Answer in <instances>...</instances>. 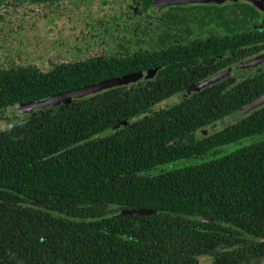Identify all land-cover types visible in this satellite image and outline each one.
I'll list each match as a JSON object with an SVG mask.
<instances>
[{
    "label": "trees",
    "instance_id": "1",
    "mask_svg": "<svg viewBox=\"0 0 264 264\" xmlns=\"http://www.w3.org/2000/svg\"><path fill=\"white\" fill-rule=\"evenodd\" d=\"M77 78L39 77L29 70L0 74V108L77 86ZM112 89L0 132V264H165L180 257L177 246L193 245L186 234L175 233L195 227L183 214L215 216L225 210L228 182L242 179L240 150L172 167L168 162L187 155L167 143L207 118L237 110L233 98L223 108L232 94H193L180 106L150 110L105 133L131 115L123 110H148ZM262 92H242L241 102ZM247 116L204 140V149L264 131V106ZM260 158L264 153L248 161L264 165ZM129 207L163 212L77 221L49 211L88 217ZM153 232L164 240L150 238Z\"/></svg>",
    "mask_w": 264,
    "mask_h": 264
},
{
    "label": "flooded vegetation",
    "instance_id": "2",
    "mask_svg": "<svg viewBox=\"0 0 264 264\" xmlns=\"http://www.w3.org/2000/svg\"><path fill=\"white\" fill-rule=\"evenodd\" d=\"M151 6L148 0H0V74L29 70L39 77L58 74L66 80L78 75L77 86L50 94L54 95L144 73L142 79L112 90L129 94L145 109L218 73L222 74L218 80L196 94H232L223 108L234 101L233 110L238 109L246 103L240 93L264 89V63L250 60L264 51V0L186 1L157 10ZM37 99L0 108V132L30 117L84 104L72 99L22 113L12 109ZM132 109L123 110L121 114L131 115L114 124L143 113ZM229 112L207 118L167 143L187 155L168 162L172 167L199 164L236 150L244 163L242 179L228 182L225 210L215 216L195 214L194 228L177 230L193 245L177 246L174 253L180 257L165 264H264V165L248 161L263 155L264 131L203 147L204 140L248 117L226 123L224 115ZM254 145L257 148H250ZM149 236L164 240L158 232ZM199 242L201 246L196 245Z\"/></svg>",
    "mask_w": 264,
    "mask_h": 264
},
{
    "label": "water",
    "instance_id": "3",
    "mask_svg": "<svg viewBox=\"0 0 264 264\" xmlns=\"http://www.w3.org/2000/svg\"><path fill=\"white\" fill-rule=\"evenodd\" d=\"M186 1H211V0H148V3L152 5L154 9H159L160 7L163 6H169L175 3L179 2H186ZM212 1H221V0H212ZM252 64L255 63H264V51L261 53L255 55L252 59H250ZM248 60V61H250ZM222 74L218 73L215 75H212L210 77H207L206 79L199 81L193 85H191L188 90L185 92H180L177 94H174L170 97H167L163 100L158 101L154 105L150 107V109L146 110L142 114L128 118L125 120H121L118 123L110 126L107 130H105V133L109 132L110 130H113L115 128H118L123 125H127L129 123L135 122L151 113L150 110L153 111H158L161 109H166L170 108L177 102L181 101L183 98H188L193 94H196L197 91L202 89L203 87H206L207 85H210L214 83L216 80L220 78ZM144 76V73H134L131 75H126V76H120V77H114L110 79H106L103 81H100L98 83H94L91 85H87L85 87L81 88H76V89H70L66 90L63 92L56 93L54 95H50L45 98L37 99V100H32L30 102H26L23 104H20L16 106L14 109L17 113H22V111L27 112L30 110L37 109L39 107H45L53 103L57 102H65V101H70L72 99H83L88 95H92L95 93H100L106 90H110L115 87L122 86L130 81H135L138 79H142ZM264 106V92L246 103L245 105L241 106L235 111H232L231 113L227 114L225 116V119H235L239 120L247 115H250L254 110L263 107ZM115 205H113L114 207ZM53 213V215H60L62 217L68 218L70 220H77V221H89V220H96V219H101L105 217H110V216H120V215H133V214H152V213H161L163 212L162 210L154 209V208H146V207H129V208H120L115 210L114 212L110 213H105L102 215L98 216H88V217H81V216H72L68 215L59 211L55 210H50ZM183 216L187 218H192L196 219V216L190 215V214H183Z\"/></svg>",
    "mask_w": 264,
    "mask_h": 264
},
{
    "label": "rangeland",
    "instance_id": "4",
    "mask_svg": "<svg viewBox=\"0 0 264 264\" xmlns=\"http://www.w3.org/2000/svg\"><path fill=\"white\" fill-rule=\"evenodd\" d=\"M223 120H225V122L227 123V121H226L227 119H223Z\"/></svg>",
    "mask_w": 264,
    "mask_h": 264
}]
</instances>
